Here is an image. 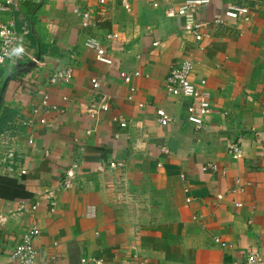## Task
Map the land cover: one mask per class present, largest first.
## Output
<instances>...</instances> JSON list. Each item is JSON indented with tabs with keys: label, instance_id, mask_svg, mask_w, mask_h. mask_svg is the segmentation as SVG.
<instances>
[{
	"label": "crops",
	"instance_id": "0c3cea01",
	"mask_svg": "<svg viewBox=\"0 0 264 264\" xmlns=\"http://www.w3.org/2000/svg\"><path fill=\"white\" fill-rule=\"evenodd\" d=\"M10 1L0 24L27 34L0 64V91L8 76L40 61L12 75L2 95L0 137H12L16 156L6 177L30 197L0 198V263L33 227L34 264H80L82 257L105 264H245L249 253L264 260V0H210L176 19L166 12L186 0ZM232 4L249 8L251 23L212 24ZM75 11L89 13L92 25L82 28ZM191 19L207 24L199 43L184 29ZM88 37L100 41L111 66L84 47ZM184 62L193 65L191 82L199 88L204 80L209 94L200 130L186 121L188 100L163 87ZM68 67L69 85H47L52 72ZM135 71L140 76L128 100L120 73ZM91 79L100 84L97 92ZM38 90L61 112L46 114L47 126L28 127ZM99 100L108 111L90 119L84 108ZM156 110L172 121L159 125ZM231 143L240 146V160L226 152ZM74 163L66 189L62 181ZM206 164L216 170L202 171ZM2 169L0 162L5 176ZM236 180L243 190L234 194Z\"/></svg>",
	"mask_w": 264,
	"mask_h": 264
},
{
	"label": "built area",
	"instance_id": "2783aa9c",
	"mask_svg": "<svg viewBox=\"0 0 264 264\" xmlns=\"http://www.w3.org/2000/svg\"><path fill=\"white\" fill-rule=\"evenodd\" d=\"M100 6H103L106 0H97ZM10 0H5L4 2H0V11L8 12L10 11ZM210 0H186L183 6L175 10H168L166 12V16L169 18H182L186 16V14L194 12L202 6L208 5ZM155 5V4H153ZM76 12V11H75ZM81 17V27L86 29L92 25L91 16L89 13H81L79 14ZM238 22L239 24L248 25L251 23V14L250 9L246 6L232 4L228 5L223 14L212 21V24L215 26H225L228 22ZM206 23H196L192 19L189 20L184 29L187 33L192 35L194 42L199 43L202 41L201 31L206 26ZM27 34L26 30H22L18 32L15 30L13 24H0V64L3 65L7 60L11 58L14 54H16L20 48L25 44V36ZM115 36L107 35V40H112ZM157 43L154 44L156 46ZM101 44L99 40L95 38L88 37L84 42V47L88 50L94 51L96 55V61L104 64L106 66H111L113 61L103 57V53L101 51ZM37 64L38 62L35 59L32 60ZM73 71L72 67H68L65 69H60L52 72L47 78L48 86L55 85H69L73 79ZM193 73V65L190 62H184L180 66L173 68L164 83L165 92L173 97H182L188 100V107L186 110V121L194 126L196 130H200L204 118H206L210 113V99L209 94L206 93L202 87L205 85V81L201 80L199 83V88L195 84H193L190 80V77ZM140 76V72L135 71L133 73H120V77L124 84L129 87V95L128 100H131L135 89L132 86V80L136 77ZM91 88L94 92L99 90L100 84L98 80L91 79L90 80ZM39 96V104L36 105L31 110V116L27 120L26 125L28 127H33L34 125H42L47 126V120L45 119V115L49 112H61L55 106L50 105L49 95L45 93L43 90H38L37 92ZM102 100L98 102H90L86 108H84V112L90 119H96L98 112H107L108 108L106 105H101ZM99 106V107H98ZM97 107L99 108L97 110ZM139 107H142L140 105ZM264 115V111L262 112ZM157 122L161 126H167L172 120L169 118L163 110H156ZM113 121L118 122L121 128L126 127V123L120 118H113ZM13 141L12 137L9 135L0 137V148H2L3 153L0 155V162L3 164L2 173L5 176H12L14 173V165H15V150L12 148ZM33 140L30 138L28 140V145H33ZM240 146L237 143H231L228 146V154L236 160H240L242 158ZM121 163H110L109 168L114 169L117 167H121ZM78 169V165L74 163L70 169L65 172V178L62 181V185L64 188L69 189L71 187L72 181L75 178V170ZM207 170H216V167L212 164H206L202 167V171ZM97 171L102 172L103 167H98ZM20 175H25L26 172L20 170ZM243 186H241L240 181H235V187L231 190V193L242 192ZM191 199L187 198L185 201L187 203L190 202ZM37 203L31 206V210L35 211L37 208ZM239 203L235 204V207H240ZM39 230L36 227L31 228L27 232H25L21 238L20 243L12 250L11 255L9 256V262L4 264H34L37 258V251H35L34 240L38 237ZM216 243H220L223 247L225 246L223 243L219 242V240H215ZM3 264V263H0ZM80 264H105V262L101 259L90 258V257H82L80 259ZM245 264H264V260L255 253H249L246 257Z\"/></svg>",
	"mask_w": 264,
	"mask_h": 264
},
{
	"label": "trees",
	"instance_id": "16d2710c",
	"mask_svg": "<svg viewBox=\"0 0 264 264\" xmlns=\"http://www.w3.org/2000/svg\"><path fill=\"white\" fill-rule=\"evenodd\" d=\"M30 195L25 191V189L16 183L15 180L0 176V198L14 201V202H25L29 199Z\"/></svg>",
	"mask_w": 264,
	"mask_h": 264
},
{
	"label": "water",
	"instance_id": "95a60500",
	"mask_svg": "<svg viewBox=\"0 0 264 264\" xmlns=\"http://www.w3.org/2000/svg\"><path fill=\"white\" fill-rule=\"evenodd\" d=\"M35 61H36V62H39V61H40L39 56H37V57L35 58ZM20 66H21V65H19L18 67H20ZM34 67H35V62H29V63H27V64L25 65V69L20 70V71L29 70V69L34 68ZM20 71H17V72L19 73ZM17 72L11 74L10 76H8V77L4 80L3 85H2V87H1V91H0V106H1V102H2V95H3V93H4L5 89H6L7 83H8V81L12 78V75H16Z\"/></svg>",
	"mask_w": 264,
	"mask_h": 264
}]
</instances>
